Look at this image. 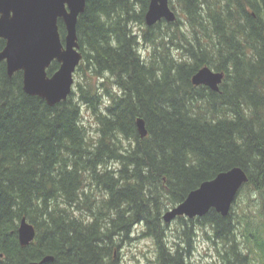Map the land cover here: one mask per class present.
<instances>
[{"label": "trees", "instance_id": "trees-1", "mask_svg": "<svg viewBox=\"0 0 264 264\" xmlns=\"http://www.w3.org/2000/svg\"><path fill=\"white\" fill-rule=\"evenodd\" d=\"M178 1L192 39L176 26L178 17L148 26L150 0H87L78 21L79 70L91 76L53 106L24 91L22 71L9 76L1 63L0 264L49 254L46 264H120L119 247L140 224L155 244L154 264H193L194 227L181 216L184 245L172 244L162 210L234 166L249 176L237 197L247 186L255 190L264 217V0ZM137 24H146L142 35ZM140 41L153 47L148 58ZM176 45L186 49L179 58ZM203 65L225 72L220 92L192 83ZM58 66L53 61L49 74ZM111 79L115 91L106 88ZM82 104L96 117V137L82 122ZM138 117L146 121L144 138ZM84 210L87 216L75 213ZM232 210L203 216L228 242L224 262L264 264V220L247 221L253 246L244 253ZM24 216L37 230L26 246L17 234Z\"/></svg>", "mask_w": 264, "mask_h": 264}, {"label": "water", "instance_id": "water-1", "mask_svg": "<svg viewBox=\"0 0 264 264\" xmlns=\"http://www.w3.org/2000/svg\"><path fill=\"white\" fill-rule=\"evenodd\" d=\"M86 4L87 0H0V38L5 39V46L0 51V65L5 62L9 76L22 71L24 91L40 96L49 105L68 99L74 90V74L83 58L79 50L77 23L79 15L86 10ZM59 19L66 26L64 41ZM163 19L168 22L177 20L169 0H150L145 13L146 24L152 26ZM53 61H57L59 66L49 74ZM224 77V71L203 65L191 80L194 85H206L219 91ZM137 127L142 138L148 135L143 117H138ZM248 181L247 171L241 166L221 171L166 211L164 221L170 222L178 216H203L212 208L224 216L228 215L239 190ZM17 234L20 244L26 246L34 241L37 230L24 216ZM3 255L0 251V258ZM53 259L54 256L49 254L26 264H46Z\"/></svg>", "mask_w": 264, "mask_h": 264}, {"label": "rangeland", "instance_id": "rangeland-1", "mask_svg": "<svg viewBox=\"0 0 264 264\" xmlns=\"http://www.w3.org/2000/svg\"><path fill=\"white\" fill-rule=\"evenodd\" d=\"M170 6L173 10H175L178 21L176 26H180V31L186 33L188 39H192V30L188 20L185 17V14L182 10V7L178 0H169ZM138 9L140 10V5H138ZM147 11V10H146ZM168 22V21H167ZM167 22H163L161 24V29H167ZM176 22V21H175ZM145 25L140 26L137 24L133 26L134 30L138 33H143ZM171 27L169 30L172 31L173 25H169ZM180 34V33H178ZM142 35V34H141ZM181 37V36H180ZM183 39V38H182ZM175 40L174 43H176ZM182 42H185L182 40ZM173 51L176 57H181L183 53L186 52V49L181 50L178 45L173 46ZM153 47L147 45L145 42H141L139 44V51L145 58H148V54L152 51ZM75 83L74 90L78 91L79 82L86 83L88 78L91 76V73L86 71V68L79 70V68L75 71ZM91 79V78H90ZM93 80H96V77H93ZM106 88L110 90H117L113 80H108L105 82ZM74 99L79 100V95H74ZM105 101L108 103L109 101L105 98ZM105 104V103H104ZM103 104V105H104ZM83 111V119L82 122L86 125L89 130L88 133L92 137H96L97 135V121L96 117L93 113L88 110L85 104H82ZM127 143V141H126ZM262 204L261 198H259L258 193L249 189V187H245L243 191L237 197L235 203L233 204L232 217L234 219L235 227H236V241L237 248L242 250L244 253L250 252V247L253 246V241H248L246 239L244 229L247 226V221H251V226L256 221H263L264 217L262 214H259V208ZM173 207L172 204H166V207L162 210V219L164 221L163 215ZM83 213L80 214L79 211H75V213L87 216V212L84 210ZM249 214L252 215V218L249 217ZM254 218V220H253ZM192 219V221H190ZM203 217H195L189 218L186 217L185 221H188V224L193 226L194 239H193V247L190 248L191 253L189 254V259L193 264H227L224 261V258L230 257L228 254L229 247L228 242L226 243L224 240L219 239L213 230V227L208 223H203ZM184 221L181 220L180 217L175 218L170 222H165L166 229L168 234L170 235V242L175 244L176 242L182 243L180 238L183 236V229L185 225ZM142 225H138L134 228V233L131 235L132 238L126 239L122 242L119 247V257L120 264H154L152 261L155 258V244L153 240L149 237L142 236L143 231ZM260 237H264L260 235ZM182 245H184L182 243ZM225 256V257H224ZM253 257V255L251 256ZM231 258V257H230Z\"/></svg>", "mask_w": 264, "mask_h": 264}, {"label": "flooded vegetation", "instance_id": "flooded-vegetation-1", "mask_svg": "<svg viewBox=\"0 0 264 264\" xmlns=\"http://www.w3.org/2000/svg\"><path fill=\"white\" fill-rule=\"evenodd\" d=\"M82 14V13H81ZM80 14V15H81ZM80 15H79V17H78V21H79V18H80ZM60 21H62L63 23H64V21L62 20V19H59V22ZM64 26H65V24H64ZM77 27H78V23H77ZM59 28H60V26H59ZM77 31H78V41H79V44H80V51L82 52V55H83V58H82V60L81 61H83L84 60V50H83V46L81 45V42H80V37H79V29L77 28ZM60 33H61V37H62V39H63V41H64V37H65V35H66V26H65V33H63L62 34V32L60 31ZM80 66V65H79ZM79 66L77 67V69L79 68ZM76 69V70H77ZM224 79H225V77H224ZM224 81V80H223ZM223 83V82H222ZM222 83H221V86H222ZM198 86V85H197ZM206 86V85H205ZM221 86H220V90L219 91H216V90H213V91H216V92H220L221 91ZM209 87V86H208ZM210 88V87H209ZM211 89V88H210ZM234 204V203H233ZM232 207H233V205H232ZM232 207H231V209H232ZM206 215V214H205ZM205 215H203V216H205ZM203 216H196V217H203ZM178 217H181V216H178ZM177 218V217H176ZM195 218V217H194Z\"/></svg>", "mask_w": 264, "mask_h": 264}]
</instances>
